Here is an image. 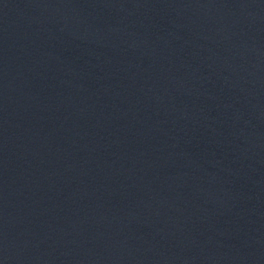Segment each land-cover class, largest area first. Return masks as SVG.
Listing matches in <instances>:
<instances>
[{
    "label": "water",
    "instance_id": "1",
    "mask_svg": "<svg viewBox=\"0 0 264 264\" xmlns=\"http://www.w3.org/2000/svg\"><path fill=\"white\" fill-rule=\"evenodd\" d=\"M0 264H264V0H0Z\"/></svg>",
    "mask_w": 264,
    "mask_h": 264
}]
</instances>
